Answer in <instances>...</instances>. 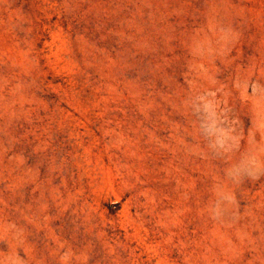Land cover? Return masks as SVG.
Returning a JSON list of instances; mask_svg holds the SVG:
<instances>
[{
  "label": "rangeland",
  "instance_id": "1",
  "mask_svg": "<svg viewBox=\"0 0 264 264\" xmlns=\"http://www.w3.org/2000/svg\"><path fill=\"white\" fill-rule=\"evenodd\" d=\"M0 264H264V0H0Z\"/></svg>",
  "mask_w": 264,
  "mask_h": 264
}]
</instances>
